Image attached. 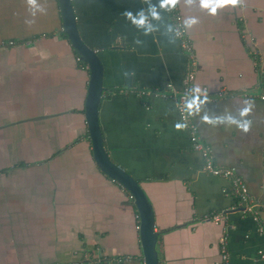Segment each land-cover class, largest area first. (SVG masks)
Listing matches in <instances>:
<instances>
[{
    "label": "crops",
    "instance_id": "1",
    "mask_svg": "<svg viewBox=\"0 0 264 264\" xmlns=\"http://www.w3.org/2000/svg\"><path fill=\"white\" fill-rule=\"evenodd\" d=\"M72 2L82 37L104 63L106 150L152 202L160 263L219 264L227 233V264H264L258 223L230 181L205 170L179 115L188 55L162 0ZM177 5L197 61L194 123L216 165L244 180L264 220V0L215 14L201 0ZM125 13L143 14L145 23ZM82 62L59 0H0V264L128 256L122 264H145L135 201L93 155ZM213 213L223 221L205 220Z\"/></svg>",
    "mask_w": 264,
    "mask_h": 264
},
{
    "label": "water",
    "instance_id": "2",
    "mask_svg": "<svg viewBox=\"0 0 264 264\" xmlns=\"http://www.w3.org/2000/svg\"><path fill=\"white\" fill-rule=\"evenodd\" d=\"M59 3L64 20V31L67 34V38L78 57L90 70L88 93L85 102V116L94 158L102 171L125 187L135 201L140 218L139 228L144 263L161 264L157 249L159 232L155 230V212L152 202L141 183L126 169L112 160L104 143V136L100 123V105L104 91L106 90L104 84L105 74L103 60L98 50L90 46L82 37L72 0H59ZM220 263L221 260L219 264Z\"/></svg>",
    "mask_w": 264,
    "mask_h": 264
},
{
    "label": "built area",
    "instance_id": "3",
    "mask_svg": "<svg viewBox=\"0 0 264 264\" xmlns=\"http://www.w3.org/2000/svg\"><path fill=\"white\" fill-rule=\"evenodd\" d=\"M166 11L170 16L172 24V32L174 37L178 40L182 50L188 55V64L186 73L182 79V87L180 92L177 94V107L182 122L189 129L193 148L200 151L205 159V170L214 174L226 177L232 186V192L234 196L239 200L241 205L244 207V211L251 214L254 220L258 223L259 231L264 235V220L261 217V212L258 202L250 194L249 189L244 180L237 175L234 169L229 167L217 166L211 155V151L206 145L198 132V128L194 123L192 114L189 107V101L193 94H195L196 84V56L194 51L193 43L188 35L187 27L184 23L182 14L179 7L176 5L166 6ZM171 86V84H169ZM264 99V96L262 97ZM207 221L221 222L223 221V214L213 213L205 217ZM228 238L229 235L225 233L221 238V263L227 264L229 261V250H228ZM264 258V255H263ZM131 256L125 258H112L104 262V264H122L125 261H129Z\"/></svg>",
    "mask_w": 264,
    "mask_h": 264
},
{
    "label": "clouds",
    "instance_id": "4",
    "mask_svg": "<svg viewBox=\"0 0 264 264\" xmlns=\"http://www.w3.org/2000/svg\"><path fill=\"white\" fill-rule=\"evenodd\" d=\"M35 2L36 0H28V3L30 5H35ZM178 2V0H162V6H168V5H171V6H175L176 3ZM240 3V0H201V6L202 7H206V8H211V13L212 14H215V11H216V7H223V6H226V5H237ZM130 19H133V23L137 24V25H143L145 23V17L143 16V14L140 15V18L139 19H134L131 17V13H125ZM153 16L154 18H158L156 16V13L153 12ZM196 21L195 20H191L190 23H195ZM177 129H180L181 125H177L176 126ZM245 131H247V127H245L244 129Z\"/></svg>",
    "mask_w": 264,
    "mask_h": 264
},
{
    "label": "trees",
    "instance_id": "5",
    "mask_svg": "<svg viewBox=\"0 0 264 264\" xmlns=\"http://www.w3.org/2000/svg\"><path fill=\"white\" fill-rule=\"evenodd\" d=\"M66 37H67V34L65 33ZM83 63V62H82ZM85 65V64H84Z\"/></svg>",
    "mask_w": 264,
    "mask_h": 264
}]
</instances>
